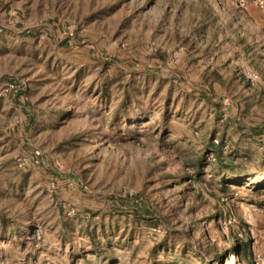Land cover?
I'll use <instances>...</instances> for the list:
<instances>
[{"label": "rangeland", "instance_id": "1", "mask_svg": "<svg viewBox=\"0 0 264 264\" xmlns=\"http://www.w3.org/2000/svg\"><path fill=\"white\" fill-rule=\"evenodd\" d=\"M260 71V0H0V264L251 260Z\"/></svg>", "mask_w": 264, "mask_h": 264}, {"label": "trees", "instance_id": "2", "mask_svg": "<svg viewBox=\"0 0 264 264\" xmlns=\"http://www.w3.org/2000/svg\"><path fill=\"white\" fill-rule=\"evenodd\" d=\"M138 210L137 207H133L134 213ZM137 213V212H136ZM135 213V214H136ZM137 217V215H136ZM102 228V227H101ZM87 235L89 239L91 240L92 247H98L99 241H95V236L96 230L95 228L87 231ZM101 250V249H100ZM231 254L238 260V261H245V264H252V257L251 260L249 259V256L252 253L251 247H250V242H238L235 245H233L231 248H229ZM93 252L95 251L94 249L92 250ZM197 256L200 258V263L199 264H214L213 259H206L205 257L200 256L196 251H194ZM222 256H216L214 260L220 261ZM108 264H113V259L109 261Z\"/></svg>", "mask_w": 264, "mask_h": 264}, {"label": "built area", "instance_id": "3", "mask_svg": "<svg viewBox=\"0 0 264 264\" xmlns=\"http://www.w3.org/2000/svg\"><path fill=\"white\" fill-rule=\"evenodd\" d=\"M260 6L264 8V0H260ZM248 77L255 81L258 80V75L256 73L248 74ZM12 90H15L14 85L11 83H7L4 89V94ZM36 164H38V160L29 156H23L16 159V167H18L19 169H27ZM252 264H264V255H261L258 252H253Z\"/></svg>", "mask_w": 264, "mask_h": 264}, {"label": "crops", "instance_id": "4", "mask_svg": "<svg viewBox=\"0 0 264 264\" xmlns=\"http://www.w3.org/2000/svg\"><path fill=\"white\" fill-rule=\"evenodd\" d=\"M261 73H264L262 71H260ZM261 84H259L258 86H254L253 87V91H252V96H255L256 98L261 97L260 101L258 103H260L261 106L258 107V103L256 104H251L247 105V108L250 110V113L253 114V112L255 111L256 114H262L264 113V82H260ZM20 95L19 90L16 91L15 95ZM254 97V98H255ZM34 159H36L34 156H32ZM34 166V165H33ZM25 170V169H22ZM258 253H260L261 255H264V250L262 251H258Z\"/></svg>", "mask_w": 264, "mask_h": 264}]
</instances>
